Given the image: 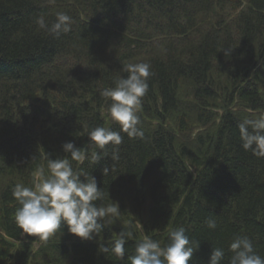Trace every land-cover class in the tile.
<instances>
[{
  "label": "trees",
  "instance_id": "trees-1",
  "mask_svg": "<svg viewBox=\"0 0 264 264\" xmlns=\"http://www.w3.org/2000/svg\"><path fill=\"white\" fill-rule=\"evenodd\" d=\"M60 11L69 31L38 28ZM140 61L153 73L144 139L122 132L118 160L109 144L98 163L72 162L103 189L98 205L119 204L116 223L90 241L66 226L47 242L21 234L13 186H31L41 167L47 176V156L63 157L65 142L88 148L85 129L119 131L100 92ZM261 114L264 0H0V264H130L144 235L165 243L178 226L200 242L189 264H208L212 246L228 264L236 235L264 257V157L243 149L239 130ZM125 226V259L103 253Z\"/></svg>",
  "mask_w": 264,
  "mask_h": 264
},
{
  "label": "clouds",
  "instance_id": "clouds-1",
  "mask_svg": "<svg viewBox=\"0 0 264 264\" xmlns=\"http://www.w3.org/2000/svg\"><path fill=\"white\" fill-rule=\"evenodd\" d=\"M72 18L63 11L55 14V20L47 22L43 15L36 18L35 23L40 30L59 36L69 31ZM231 54L228 49L222 50ZM123 71L128 73L114 82V87L104 88L100 95L105 101L111 100L107 108L111 121L118 123L119 131L110 127L94 126L85 129L89 147H77L68 141L62 145L63 157L50 159L47 156L46 176L43 167L37 172L38 179L31 186L23 182L12 188V196L18 203L13 218L21 234L47 242L50 237L66 226L68 232L81 240H93L108 226L116 223L120 216L117 202L107 205L97 204L103 201L105 194L99 188L95 177L77 172L72 162L83 163L90 159L98 163L106 155V146L111 144L112 160L119 159L118 146L123 142L121 133L130 139H144L145 133L141 125L139 113L142 101L149 90V79L153 75L149 62H134L124 65ZM251 128V131H249ZM242 147L251 150L253 155L264 157V114L255 120H245L239 125ZM94 145L100 151H90ZM104 168L103 172H108ZM207 227L215 230V219L206 220ZM134 238L128 226L115 233L111 246L100 245L103 253H110L118 260L125 259V245ZM200 248V242L190 239L183 226L168 230L167 242L162 243L151 236L144 235L135 244L134 254L127 257L130 264H189L193 255ZM232 255L228 264H264L262 257L254 248L252 240L246 235H236L228 246ZM225 250L212 246L208 264H223Z\"/></svg>",
  "mask_w": 264,
  "mask_h": 264
},
{
  "label": "rangeland",
  "instance_id": "rangeland-1",
  "mask_svg": "<svg viewBox=\"0 0 264 264\" xmlns=\"http://www.w3.org/2000/svg\"><path fill=\"white\" fill-rule=\"evenodd\" d=\"M39 245H40V244H38V243H35V246L39 247Z\"/></svg>",
  "mask_w": 264,
  "mask_h": 264
}]
</instances>
